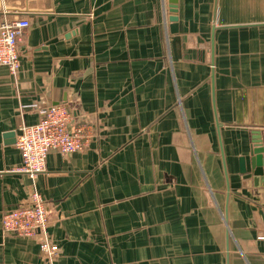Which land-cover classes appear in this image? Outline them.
Returning <instances> with one entry per match:
<instances>
[{"label":"crops","instance_id":"obj_1","mask_svg":"<svg viewBox=\"0 0 264 264\" xmlns=\"http://www.w3.org/2000/svg\"><path fill=\"white\" fill-rule=\"evenodd\" d=\"M3 19L30 29L0 67V264H46L41 235L2 227L34 191L54 264H264V0H0ZM34 104L66 106L89 148L31 177Z\"/></svg>","mask_w":264,"mask_h":264},{"label":"built area","instance_id":"obj_2","mask_svg":"<svg viewBox=\"0 0 264 264\" xmlns=\"http://www.w3.org/2000/svg\"><path fill=\"white\" fill-rule=\"evenodd\" d=\"M29 29L27 19L0 21V67L7 68L13 75H17L21 67L19 46ZM29 108L39 112L40 121L30 126L22 125L18 131L16 147L21 155L20 173L34 177L45 172L48 155L53 150L70 155L89 148L84 126L69 130L74 117L66 106L34 104ZM47 226L45 200L37 191L32 194L29 206L7 212L2 218L5 233L27 238L41 235L40 248L46 264H54L59 257V247L48 238Z\"/></svg>","mask_w":264,"mask_h":264},{"label":"water","instance_id":"obj_3","mask_svg":"<svg viewBox=\"0 0 264 264\" xmlns=\"http://www.w3.org/2000/svg\"><path fill=\"white\" fill-rule=\"evenodd\" d=\"M171 6H172V11L176 12V4L177 0H170ZM171 22L175 23L177 22L176 17L171 18ZM174 29L177 28V26L173 27ZM73 120L69 126V130L71 131L72 129V124L75 122V114L73 115ZM255 137L253 138V144L254 148L251 151V168L253 170L254 176H255V181L256 184L260 183V180L263 178L264 181V147L262 144V139L259 133L254 134ZM240 171L242 173L246 172V163L245 159L240 160Z\"/></svg>","mask_w":264,"mask_h":264}]
</instances>
